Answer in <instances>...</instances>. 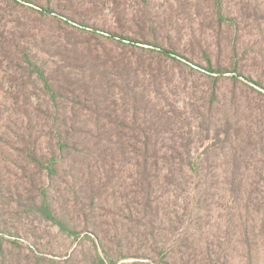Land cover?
Instances as JSON below:
<instances>
[{
	"label": "rangeland",
	"instance_id": "obj_1",
	"mask_svg": "<svg viewBox=\"0 0 264 264\" xmlns=\"http://www.w3.org/2000/svg\"><path fill=\"white\" fill-rule=\"evenodd\" d=\"M53 1L81 10L89 22L99 26L125 32L127 27L134 36L138 35L137 24L146 31L151 26L158 42L174 46L197 64L166 58L142 48L145 46L133 47L90 34L73 24L0 0V35L14 37L28 50L39 52L36 60L43 68L54 66V58L46 54V49L60 38L65 40L64 31L75 33L79 42L93 37L115 54L128 53L132 65L140 70L137 86L142 104L149 107L147 117L160 116L162 108L166 112L171 106L188 117L180 121L177 130H163L160 146L167 151L171 138L189 134L193 139L192 183L177 197L164 199L165 209L178 211L180 221H176V215L171 216L176 230L169 232L172 226L167 221V230H162L159 239L146 240L128 218L123 191L115 185L128 188L132 168H116L114 187L100 202L94 193L95 201L91 202L86 190L89 178L96 186L94 159L78 154L74 158L77 163L69 168L72 158L67 161L65 156L51 178L53 185L48 193L54 213L64 215L77 233L62 231L29 204V198L35 195L31 187L49 184L45 171L30 180L35 168L22 166L28 162L26 152L34 146L44 154L57 150L54 129L60 121L68 120L70 114L60 109L69 108L70 103L61 101L56 107L42 82L24 75L18 63L2 59L0 264H49L46 258L59 264H97L96 250L87 238L93 232L100 236L105 249V253L99 249L100 256L116 264H167L163 254L169 251L175 252L178 264H264V0H222L225 20L219 35L221 50L217 48L215 0H146L144 4L118 0L119 23L112 0ZM26 27L32 34L20 38ZM146 37L151 38V34ZM206 54L213 63L236 68L242 75L236 79L234 73L211 77L200 67L206 65ZM212 87L215 97L209 104ZM115 102L110 105L117 109L124 106L121 101ZM125 107L128 120L135 119L132 109ZM54 108L59 110L58 115ZM137 117L143 115L138 113ZM91 118L78 112L76 120L83 123ZM60 128L58 134L63 131ZM176 140L179 142V138ZM179 237L187 238V248L177 246Z\"/></svg>",
	"mask_w": 264,
	"mask_h": 264
},
{
	"label": "trees",
	"instance_id": "obj_2",
	"mask_svg": "<svg viewBox=\"0 0 264 264\" xmlns=\"http://www.w3.org/2000/svg\"><path fill=\"white\" fill-rule=\"evenodd\" d=\"M15 5L27 7L39 12L43 16H50L66 24H73L80 30L90 32V34H99L109 39L128 44L133 47H142L150 51H156L161 56L171 58L172 60L184 59L187 63L193 64V60L186 58L184 53L177 50L174 46L166 47L158 42L154 28L149 29L138 27V35L134 36L126 27L125 31L113 30L96 23L89 22L87 16L81 10H75L72 6L62 4L61 1L53 0H9ZM70 1V0H69ZM68 1V2H69ZM140 3H146V0H139ZM113 10L117 22H122L119 12L116 10L118 0H112ZM217 11L216 33L217 48L221 50L223 42L219 37L224 25L222 12V0H215L214 4ZM22 26H25L24 24ZM123 28L122 24L120 25ZM124 29V28H123ZM26 33L20 38H27V34H32L31 29H23ZM150 33L151 38L146 34ZM63 40L60 38L58 43L46 49V54L54 58V66L43 68L38 64L37 51L32 52L22 46V42L16 38H6L0 35V53L1 62L7 60L10 63H18L19 71L24 72L28 78L34 77L42 82L44 89L50 93L52 103L69 101V108H63L64 113L70 114L68 120L60 121L59 127L55 128L57 136V150H51L44 154L35 146L32 151L28 150L26 162L22 168H35L29 175L30 180L34 179L36 173L45 171L44 176L49 184H41L40 187H31L35 195L30 197L29 204L33 205L39 213L48 218L54 225L69 235H74L76 230L69 227L64 215L58 216L54 213L51 202L48 201V193L52 187V176L56 175L60 163L67 156V161L72 158L71 168L77 163L76 156L90 155L97 168L96 186L93 180L89 178L86 192L90 196V201L94 202V193L97 194V202L102 200L112 187L116 179V168H132L133 175H130V186L128 188L115 184L123 193V199L127 208L128 218L134 223V227L139 234L146 240L159 239L165 223L169 221L172 226L171 216H175L176 221H180L177 210H167L164 208V199L177 197L178 193L186 187L191 186V177L194 173V165L191 157V147L193 139L189 134L184 137L182 134L171 138V144L167 145V151H162L160 144L163 140L160 134L163 130H177L180 121L183 123L188 120L186 115L180 113L178 108L171 106L165 112V108L160 111V116H151L149 119V107L143 103L138 91L137 79L139 77V68L134 67L128 57V53L115 54L108 48L104 42H97V38L82 39L75 33L64 31ZM59 38V36H58ZM5 40V41H4ZM37 57V60H36ZM179 58V59H178ZM206 65L200 66L210 74L211 77L234 73V78L242 74L237 72L236 68L229 69L220 62L213 63L209 55L204 56ZM198 67V66H197ZM217 75V76H214ZM249 81H252L249 80ZM255 85H260L254 81ZM215 85V83H213ZM215 97V87L211 88L209 104L213 103ZM116 101H121L122 105L118 109L111 106ZM110 101H112L110 103ZM128 105L132 109L135 119L128 120L125 111ZM210 106V105H209ZM178 110V111H177ZM59 110L55 114L58 115ZM118 111L121 113H118ZM78 112H85L93 118L83 123H78L76 117ZM142 114L143 118H138L137 114ZM123 117H122V116ZM171 126L173 128H171ZM63 127V131L59 132ZM80 133V134H79ZM179 138V142L176 140ZM80 168V167H79ZM88 168H93L89 165ZM114 174V175H113ZM50 178V179H49ZM95 188L97 193L95 192ZM191 189V188H190ZM169 230V229H168ZM174 231L172 226L169 232ZM94 233V232H93ZM91 233L87 238L92 241L96 250L97 264H116L112 263L110 258L101 257L99 249L105 253L104 246L100 236ZM92 235V236H91ZM177 246L185 247L187 238H178ZM102 245V247H101ZM163 246H161L162 249ZM154 251V250H153ZM157 251V250H155ZM36 255V254H35ZM70 258L68 256L64 262ZM49 264H59L55 259H47ZM109 261V263L107 262ZM163 261L167 264H178L175 252H166L163 254Z\"/></svg>",
	"mask_w": 264,
	"mask_h": 264
}]
</instances>
